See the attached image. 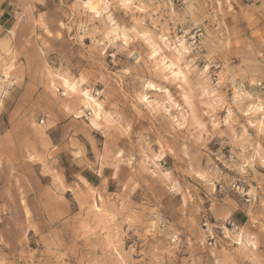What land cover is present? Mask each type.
Listing matches in <instances>:
<instances>
[{
  "label": "rangeland",
  "instance_id": "1",
  "mask_svg": "<svg viewBox=\"0 0 264 264\" xmlns=\"http://www.w3.org/2000/svg\"><path fill=\"white\" fill-rule=\"evenodd\" d=\"M0 264H264V0H0Z\"/></svg>",
  "mask_w": 264,
  "mask_h": 264
},
{
  "label": "bare ground",
  "instance_id": "2",
  "mask_svg": "<svg viewBox=\"0 0 264 264\" xmlns=\"http://www.w3.org/2000/svg\"><path fill=\"white\" fill-rule=\"evenodd\" d=\"M170 66V65H169ZM175 74V73H174ZM65 82H67V80L65 81ZM71 82V81H70ZM72 83V82H71ZM67 85L70 87V89H72V90H75V88H77L76 86H75V84L73 83V85L72 84H68L67 83ZM84 95H85V97L87 98V101L91 104V106L95 109V112H96V114L98 115V113H100L101 112V104L93 97V96H91L90 95V93L88 92V91H85L84 92Z\"/></svg>",
  "mask_w": 264,
  "mask_h": 264
}]
</instances>
